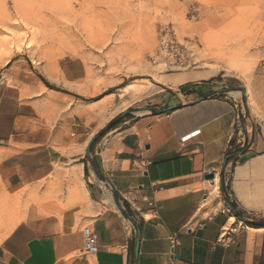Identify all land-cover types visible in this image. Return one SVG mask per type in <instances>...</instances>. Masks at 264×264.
<instances>
[{
	"label": "crops",
	"instance_id": "1",
	"mask_svg": "<svg viewBox=\"0 0 264 264\" xmlns=\"http://www.w3.org/2000/svg\"><path fill=\"white\" fill-rule=\"evenodd\" d=\"M10 70L0 74V264H264V141L237 137L236 82L183 79L188 104L106 131L64 97L84 62L63 58L30 82ZM88 232L95 255L83 249Z\"/></svg>",
	"mask_w": 264,
	"mask_h": 264
},
{
	"label": "rangeland",
	"instance_id": "2",
	"mask_svg": "<svg viewBox=\"0 0 264 264\" xmlns=\"http://www.w3.org/2000/svg\"><path fill=\"white\" fill-rule=\"evenodd\" d=\"M166 28L181 57L154 65ZM63 58L88 70L64 97L99 125L126 111L127 120L161 111L167 101L188 104L192 86L181 87L183 79L234 81L245 127L237 137L264 141V0H0L1 78L9 68L8 76L30 82Z\"/></svg>",
	"mask_w": 264,
	"mask_h": 264
},
{
	"label": "built area",
	"instance_id": "3",
	"mask_svg": "<svg viewBox=\"0 0 264 264\" xmlns=\"http://www.w3.org/2000/svg\"><path fill=\"white\" fill-rule=\"evenodd\" d=\"M179 57H181V50L175 41L171 29L166 28L162 30L156 51L150 57L151 63H153L154 65H159L161 64V62L167 64L168 62H176ZM244 128L245 127L242 125L241 118L240 116H238L236 131H238L239 134H242L245 131ZM195 135H197V133L192 134V136ZM186 139L187 137L185 138V140ZM220 243H225V241L220 240ZM177 245L178 241L173 240L171 251L172 257H174V249ZM83 249L85 253L90 255H95L98 253L99 247L95 232H88L85 235Z\"/></svg>",
	"mask_w": 264,
	"mask_h": 264
},
{
	"label": "water",
	"instance_id": "4",
	"mask_svg": "<svg viewBox=\"0 0 264 264\" xmlns=\"http://www.w3.org/2000/svg\"><path fill=\"white\" fill-rule=\"evenodd\" d=\"M203 100H204V98L200 99V100L197 101V102H201V101H203ZM181 107H183V105H174V106L168 107L167 109L163 110V111L161 112V114H162V113L165 114V113H168V112H172V111L177 110V109H179V108H181ZM129 114H131L130 111H126V112L122 113V114H121V115H120V116H119V117H118V118H117V119H116L111 125H113V124L116 123L119 119H122V118L126 117V116L129 115ZM111 125H109V126L107 127L106 131L110 129ZM98 138H99V135H98V136H95V137L90 141V143H89V145H88V148H87V156L90 155L91 150H92V148H93V146H94V144L96 143V141H97ZM228 159H229V158H227V160H226L225 166L227 165ZM205 178H206V180H210L211 182L214 183V180L216 179V174H215V173H210V174L206 175ZM222 187H223V179L220 178V189H222ZM139 244H140V239H138L137 244H136V248H135V257L138 256V252H139Z\"/></svg>",
	"mask_w": 264,
	"mask_h": 264
},
{
	"label": "bare ground",
	"instance_id": "5",
	"mask_svg": "<svg viewBox=\"0 0 264 264\" xmlns=\"http://www.w3.org/2000/svg\"><path fill=\"white\" fill-rule=\"evenodd\" d=\"M226 16V15H225ZM242 76V75H241ZM240 76V77H241ZM245 78V77H244ZM241 93H237V95H240ZM216 180V189L218 190V188H219V185H218V181H219V179H218V177H217V179H215ZM17 225V223H15V222H12V224L9 226V228L8 229H6V231H5V233H4V237L8 234V233H10L14 228H15V226ZM1 240V239H0Z\"/></svg>",
	"mask_w": 264,
	"mask_h": 264
},
{
	"label": "trees",
	"instance_id": "6",
	"mask_svg": "<svg viewBox=\"0 0 264 264\" xmlns=\"http://www.w3.org/2000/svg\"><path fill=\"white\" fill-rule=\"evenodd\" d=\"M125 119V118H124ZM124 119H122V120H118L116 123H114L113 125H111V130H114V129H116L119 125H121L123 122H124ZM224 190L226 191V189L224 188ZM233 208H235L234 206H233ZM127 209L129 210V206L127 207ZM132 258H133V255H132Z\"/></svg>",
	"mask_w": 264,
	"mask_h": 264
}]
</instances>
